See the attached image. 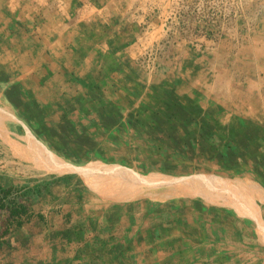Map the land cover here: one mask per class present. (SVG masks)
I'll return each mask as SVG.
<instances>
[{
    "label": "crops",
    "instance_id": "obj_1",
    "mask_svg": "<svg viewBox=\"0 0 264 264\" xmlns=\"http://www.w3.org/2000/svg\"><path fill=\"white\" fill-rule=\"evenodd\" d=\"M55 1L0 0V183L23 178L15 165L23 149L34 169L25 185L49 182L35 205L44 216L40 230L15 224L2 235L0 225V264H264V196L254 193L260 188L264 195V166L247 147L259 145L257 159H264V109L239 110L202 90L185 92L204 98L198 116L210 117V128L223 121L224 131L236 135L237 146L227 156L248 165L198 157L197 146L193 156L188 143L196 144L198 136L178 135L185 127L173 115L178 106L162 103L157 112L144 104L154 89L170 103L179 91L182 100L178 73L160 75L158 85L147 73L138 78L124 50L51 23ZM33 138L70 164L120 165L152 182L189 184L154 194L124 188L140 193L126 196L85 171L51 170L38 161ZM8 161L18 178L1 170ZM40 163L48 167L42 174ZM200 175L229 184L198 191L196 183L211 180L178 179Z\"/></svg>",
    "mask_w": 264,
    "mask_h": 264
},
{
    "label": "rangeland",
    "instance_id": "obj_2",
    "mask_svg": "<svg viewBox=\"0 0 264 264\" xmlns=\"http://www.w3.org/2000/svg\"><path fill=\"white\" fill-rule=\"evenodd\" d=\"M52 8L51 23L124 50L138 78L147 73L158 85L160 75L178 73L183 99L196 88L209 98L228 99L232 108L264 109V0H56ZM150 52L153 70L144 63ZM22 152L15 165L23 178L15 185L25 184L34 170ZM15 165L8 161L1 170L18 178ZM47 170L40 163L39 173Z\"/></svg>",
    "mask_w": 264,
    "mask_h": 264
},
{
    "label": "trees",
    "instance_id": "obj_3",
    "mask_svg": "<svg viewBox=\"0 0 264 264\" xmlns=\"http://www.w3.org/2000/svg\"><path fill=\"white\" fill-rule=\"evenodd\" d=\"M131 72L135 74L136 68H132ZM148 94V100L144 104H146V107L151 106L153 110H156L157 112L158 107L161 106L162 103L165 105L178 106V114L175 113L173 115H175V118L178 117V122L181 121L185 123V127L178 128V135L182 137L190 134L195 138L198 136L196 144H190V141L188 143V150L190 148L193 150V156L196 151L195 147L197 146L199 149L198 157L212 156L213 158L215 155L216 157H219L218 160H221L222 162L232 163L234 161L236 162L235 165L247 167L248 164L246 161L241 159L240 161H237L227 156L230 153L229 151L237 146V137L234 133H226V131H224L225 124L222 121L223 117L220 115L216 116L217 119L219 117V120L217 121H222V123L218 127L215 125L213 128H210L207 124L208 120H211L210 117L198 116V113H201L204 110L202 107V97L200 95L192 98L186 97L188 99L181 100L179 91L178 96L172 92V98L170 99L172 102L170 103L166 101V95L163 92H160V89H154ZM218 112L220 113L219 110ZM218 112H215V115H218ZM190 119L191 123L188 124L187 122H190ZM233 121L242 124L244 120L239 117H234ZM152 131L154 132V130ZM150 134L151 136H157L158 133ZM228 138H231V141H228ZM247 147L250 150H248V154L252 157L255 163L264 166V159H261L260 157L257 159V156L259 155V145L251 144ZM48 185L49 182H40L33 187L25 184L4 185L0 183V225L2 227V235H7L10 232V226L15 224L21 226L30 223L34 232L40 230V222L44 220V216L41 212L36 211L35 205L38 203L40 195L48 188ZM38 223H40L39 227Z\"/></svg>",
    "mask_w": 264,
    "mask_h": 264
},
{
    "label": "bare ground",
    "instance_id": "obj_4",
    "mask_svg": "<svg viewBox=\"0 0 264 264\" xmlns=\"http://www.w3.org/2000/svg\"><path fill=\"white\" fill-rule=\"evenodd\" d=\"M34 141L36 143H34L35 145H33V146H35V149H37V151H38V158H37L38 161H40V158L44 159V161L48 164V167L51 170L56 169V170L63 171V172L67 171V170H75V171H79L82 174H83V171H85V172L97 177L101 181V184L103 185L104 188L114 189L118 193L126 195V196L134 197L140 193H142V194H145V193L154 194V192H152L153 189H158V188H164V189L170 188L171 189L174 185L175 186H178V185L186 186L189 184V182H180V181L176 182L178 180H176V181L162 180V181L152 182V181L146 180L149 175L140 174V173H138L132 169H129V168H126V167H123L120 165L105 164V163H103L105 165H102V164H98L96 162H92V163H96V164L89 165L90 164L89 163V164L83 165V166L70 164L58 156L51 155L48 152V150L36 139H34ZM30 147H32V146H30ZM107 165L118 166L120 168L118 169L117 167H111V166H107ZM40 168H42V167H40ZM175 178H177V177H175ZM187 178L188 179L198 178V179L211 180L210 182H206V183L205 182L196 183L197 185H199L198 191L213 190L216 188V187L214 188V186H218V187L220 186L222 188H226V186H228L227 184H229L227 181L222 180V179L212 180L214 178H220V177L210 176V175H200V176H193V177H178V179H180V180L187 179ZM188 179H187V181H190ZM190 183H192V182H190ZM115 185H116V187H115ZM233 185L238 188V185H236L235 182L233 183ZM124 188H132L134 190H137L140 193L129 194L128 192H125V190H123ZM239 188L241 189L242 185L239 186ZM243 190H244V187H243ZM254 193H255V195L264 196L263 193L261 192L260 188L254 189Z\"/></svg>",
    "mask_w": 264,
    "mask_h": 264
},
{
    "label": "built area",
    "instance_id": "obj_5",
    "mask_svg": "<svg viewBox=\"0 0 264 264\" xmlns=\"http://www.w3.org/2000/svg\"><path fill=\"white\" fill-rule=\"evenodd\" d=\"M147 55V53H146ZM144 63L147 65V68L149 70H153L156 65V57H154L153 53H148L147 56L144 57Z\"/></svg>",
    "mask_w": 264,
    "mask_h": 264
}]
</instances>
